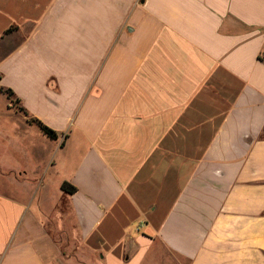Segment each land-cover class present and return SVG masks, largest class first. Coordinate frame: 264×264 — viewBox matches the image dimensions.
Masks as SVG:
<instances>
[{
    "label": "crops",
    "instance_id": "1",
    "mask_svg": "<svg viewBox=\"0 0 264 264\" xmlns=\"http://www.w3.org/2000/svg\"><path fill=\"white\" fill-rule=\"evenodd\" d=\"M0 87V264H264V0H0Z\"/></svg>",
    "mask_w": 264,
    "mask_h": 264
},
{
    "label": "trees",
    "instance_id": "2",
    "mask_svg": "<svg viewBox=\"0 0 264 264\" xmlns=\"http://www.w3.org/2000/svg\"><path fill=\"white\" fill-rule=\"evenodd\" d=\"M12 31V29L7 30L6 34L10 33ZM0 92L2 94H4L6 96V98L12 102L13 104H17L18 100L14 98V95L12 93L11 90L9 89H3L0 87ZM19 112L26 114L25 111L19 107ZM29 123H33L36 126L39 127V129L41 130V132L50 140H56L57 139V133H55L53 130L49 129L48 127H46L45 125H43L42 123H40L39 121H37L36 119H30L28 121ZM61 190L67 194H73L75 193V188L72 187L71 185H69L68 183L64 182L61 185Z\"/></svg>",
    "mask_w": 264,
    "mask_h": 264
},
{
    "label": "rangeland",
    "instance_id": "3",
    "mask_svg": "<svg viewBox=\"0 0 264 264\" xmlns=\"http://www.w3.org/2000/svg\"><path fill=\"white\" fill-rule=\"evenodd\" d=\"M9 107L11 108V110L13 111L12 113L10 112L9 114L12 116L13 115V113H16L17 115H16V117H19V119H21L23 116L21 115V113H19V105H17V104H13L12 102H10L9 101ZM15 117V116H14ZM17 119V118H13V121H15V120ZM0 150L2 151V150H4L2 147H0ZM22 166H24L27 170H31V162H30V159L29 158H24L22 161H21V163H20ZM23 183H28V182H24L23 181ZM26 185V184H25ZM25 187V186H24ZM31 190H29L28 189V187H26L25 188V190L24 191H22L21 193L22 194H17V195H14L15 196V198H17L18 200H20V201H22V202H24V201H27V202H35V200H34V198H33V196H29L27 193L28 192H30ZM36 198V200H37V197H35Z\"/></svg>",
    "mask_w": 264,
    "mask_h": 264
}]
</instances>
